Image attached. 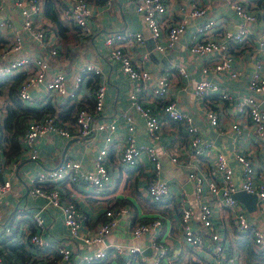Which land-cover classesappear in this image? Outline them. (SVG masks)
<instances>
[{"label": "built area", "instance_id": "built-area-1", "mask_svg": "<svg viewBox=\"0 0 264 264\" xmlns=\"http://www.w3.org/2000/svg\"><path fill=\"white\" fill-rule=\"evenodd\" d=\"M107 7H111L114 0H99ZM253 1V0H252ZM252 1L233 0L230 7L234 16L239 20L236 30L227 29L221 19L209 16L208 6L193 3L190 8L181 9L185 16L177 22L167 17L165 0H137L134 11L141 17L148 29L151 39L158 52L171 51L192 20H198L193 25V32L188 40V51L191 54L208 56L207 64L202 68V77L192 88L195 97L216 95L221 101L233 104L235 113L243 114L254 128V141L260 149L261 169L257 170L251 157L243 152L226 153L213 148L205 141L192 115L179 108L172 101H164L170 86L171 71L164 69L158 74L154 83H151V73L140 68L123 48L126 41L134 40L141 43L140 32H114L105 37V45L110 46L109 58L119 65L120 72L130 81L127 99L134 111L128 113H113L109 118L103 116L105 84L100 79L99 66L91 63L82 65L77 72L69 74L64 70L50 72L48 59L57 54L58 46L50 43L46 38L43 21V3L40 0H10L11 13H15L20 24L19 33L9 14L5 13L0 0V78L20 75L21 81L16 88L17 99L25 106L34 108L35 98L32 94L37 88L46 94V102H50L54 109H60L57 97L67 100L78 99L88 106L77 108L68 118L62 119L57 113H44L38 119L29 120L19 138V153L13 160L7 161L0 149V173L9 166L11 173L17 169L19 158L26 154L28 159L35 161L37 151L33 148L36 139L55 135L66 140L93 139L102 135V145L95 152L89 169L74 159H64L56 168L41 172L31 180L29 193L32 196L43 198L46 203L37 211L28 215L23 214L25 209H16V212L0 225V264H18L7 261L14 256L12 247H21L32 255L26 264H70L73 255V245L80 243L84 247L93 248L91 253L81 256L82 264H97L100 261L117 258L108 253L104 243L107 237L116 229L118 220L129 214V207L115 206L105 210L104 217L95 229L88 233L82 228L85 216L79 212L74 201L62 199L63 187L72 184H88L92 192H101L108 188L112 178V169L108 164L109 147L117 148V163L121 168L135 167L139 158L146 155L153 169V177L146 184V194L151 202L158 203L171 198V190L167 181L159 179L162 170V154L150 145H137L134 131L136 119L141 120L144 130L152 143H158L164 122L182 124L184 127L183 144L194 157H200L213 149L214 177L206 176L191 170L186 174L192 184L191 195H182L179 198L180 224L184 243L196 253L207 251L213 258L212 264H236L237 253L224 238V218L217 219L208 199L218 200L223 217L232 219L234 232L238 238L249 240L257 251L264 254V186L261 184L264 177V113L259 109L264 102V70L260 59L253 60L252 70L247 80L248 94L233 98L224 87L208 78V74H218L232 79L239 76L234 69L232 48H243L251 43L249 24L257 19L252 10ZM65 18L77 29L79 41L83 42L92 35L89 17L92 15L87 0H65ZM27 38L41 50L50 49L45 55L36 52V57L20 54L23 43ZM256 43L264 50V30L255 38ZM33 68V69H32ZM183 78H187L184 67L180 64L174 67ZM161 102L158 106L155 102ZM4 109H0V121L4 118ZM210 126L219 123L218 115L208 108L205 113ZM121 121L127 134L121 144L116 142L114 132L116 122ZM236 136H240L238 125L231 126ZM24 152V153H23ZM172 163L177 162L176 156H170ZM6 165V166H5ZM107 186V187H106ZM110 188V187H109ZM11 191L9 178L0 181V197ZM239 191L257 195L254 212L233 198ZM243 205V206H242ZM60 210L63 224L68 230L67 239H46L45 225L41 212L46 207ZM22 210V211H19ZM254 213V214H253ZM2 212L0 209V218ZM25 219L26 227L17 228L18 221ZM198 222L201 231L193 227L192 222ZM31 224L32 227H29ZM161 226L159 219L147 223L137 222L131 227V237L138 239L149 234L150 248L153 256L150 261L141 256V264H166L168 245L164 239H158L155 234ZM114 250L119 253L132 255L141 253L136 246L115 245ZM56 251L59 257L51 259L47 254ZM21 264V263H20Z\"/></svg>", "mask_w": 264, "mask_h": 264}, {"label": "crops", "instance_id": "crops-1", "mask_svg": "<svg viewBox=\"0 0 264 264\" xmlns=\"http://www.w3.org/2000/svg\"><path fill=\"white\" fill-rule=\"evenodd\" d=\"M43 21L45 25L46 38L50 43L58 46L57 54L48 59L50 72L64 70L69 74L68 81H71L72 73L84 64L91 63L99 66L101 70L100 79L104 82L106 93L104 98L103 116L109 118L116 111L134 115V111L127 99L130 88V81L119 70V65L113 63L109 58L110 46L105 45V37L114 32H140L143 40L141 43L134 40L126 41L123 48L130 55L131 60L140 68L151 73V83L164 69L171 71L170 86L164 101H172L179 108L189 112L193 121L197 125L205 141L213 148L226 153L243 152L251 157L258 171L261 169L260 149L254 141L255 133L253 126L243 114H236L233 104L221 101L216 95H206L202 98L195 97L192 91L193 85L201 79V70L206 66L208 56L191 54L188 51V40L193 32V25L198 20H192L187 26V31L179 39L175 47L168 52H158L155 43L151 39L148 29L145 27L141 17L134 11L137 0H114L111 7H107L99 0H87L92 15L89 17L92 35L85 41H79L77 29L64 15L65 0L55 2L59 10L63 31L60 32L44 13ZM233 0H165L167 7V17L171 21H178L185 13L181 9L187 10L194 3L201 6H208L209 16L214 19H221L227 29L236 30L239 20L234 16L230 7ZM252 1V0H248ZM5 13L12 18L15 29L21 33L19 20L15 13H11L12 4L10 0H1ZM252 10L257 14L254 23L249 24L251 43L243 48H232L234 57V69L239 72L236 79L218 74H208V78L216 81L233 97L238 98L248 94L247 80L252 70L253 60L260 59L264 70V50L256 43V36L264 30V0H253ZM23 48L20 54L29 57H36V52L45 55L50 49L41 50L34 43L24 38ZM1 41V39H0ZM2 43V42H1ZM2 45V44H1ZM182 65L187 73V78L181 77L174 69L176 65ZM33 69V68H32ZM13 77V76H11ZM9 78V77H7ZM35 98L34 109L43 110L45 107L53 108L50 102H46V94L42 89L37 88L32 91ZM60 109H54L59 115L62 111L73 114L77 106H88L78 99L67 100L57 97ZM163 102V101H161ZM160 101L155 102L160 106ZM7 101L4 94L0 93V109H4L2 117L5 116ZM77 107V108H76ZM211 108L218 115V125L212 127L205 117L206 110ZM70 115V116H71ZM117 129L114 138L118 144L123 143L126 137V128L121 121L116 122ZM233 124L241 129L240 136H236L235 130L231 128ZM134 137L137 145H150L162 154L163 167L159 174V179L168 182L172 192L171 198L153 203L146 194V184L153 177V169L146 155H142L135 167L121 168L117 163L116 146L109 147L108 164L112 169V178L108 188L101 192H92L88 184H72L63 187L62 199L74 201L80 213L85 216L82 228L91 233L97 224L105 219L104 212L115 206L129 207V214L122 216L118 220L116 229L107 237L104 246L108 253L114 255L117 260L109 258L97 264H141V256L147 261L153 256L150 248V235L146 234L138 239L131 237V227L137 222L151 221L159 219L161 226L155 233L158 239H164L168 245V258L166 264H212L213 258L207 251L194 253L190 247L184 243L178 201L182 195H191L192 184L187 180L186 174L195 170L206 176L214 177V155L213 149L204 153L200 157H194L189 153V149L183 144L185 134L182 124L164 122L161 138L158 143H152L144 130L141 120L136 119ZM102 135L98 134L93 139L66 140L55 135H46L36 139L33 148L37 151L38 158L35 161L28 159L26 154L20 156L16 170L11 173L10 167L6 166L0 173V181L9 178L11 181V191L4 197H0V209L2 217L0 225L8 221L16 212V209H25L23 214L29 216L44 206L46 201L29 193L32 178L41 172H46L56 168L64 159H74L82 164L85 169H89L93 156L102 145ZM67 147V148H66ZM66 148V149H65ZM24 153V152H23ZM170 156H176L177 162L172 163ZM261 184L264 186V177ZM106 186V187H107ZM110 187V188H109ZM205 199L211 203L214 216L217 219L224 218V238L231 247L236 249V264H264V254L257 251L249 240L243 241L234 232L232 219L223 217L218 200L213 199L206 192ZM243 206V205H242ZM22 211V210H19ZM254 214V213H253ZM41 216L45 225V238L67 239L68 230L63 224V217L60 210L53 207H46ZM25 219L18 221L17 228H25ZM193 227L201 231L199 223L192 222ZM29 227H32L29 224ZM115 245L136 246L141 253L128 255L119 254L114 250ZM98 247L88 248L80 243L73 245V255L70 264H82L81 256L91 253ZM55 250L47 255L53 259ZM25 255L31 254L25 252Z\"/></svg>", "mask_w": 264, "mask_h": 264}, {"label": "trees", "instance_id": "trees-1", "mask_svg": "<svg viewBox=\"0 0 264 264\" xmlns=\"http://www.w3.org/2000/svg\"><path fill=\"white\" fill-rule=\"evenodd\" d=\"M55 2H58L57 5L59 6L60 0H44V13L45 16L54 23L55 27L62 32L64 28L59 18V10L55 6ZM1 44L0 41V46ZM20 81V75L0 78V93L4 94L7 101L5 116L0 121V149L7 161L13 160V157L19 153V138L22 136L29 120L38 119L44 113H56L54 108L45 107L43 110H40L22 104L16 96V88ZM77 107L80 108L82 106L78 105ZM70 115L71 114L68 115L66 111H62L59 114L62 119H66L70 117ZM147 222L150 221H143V223ZM11 251L14 253V256L7 261L11 263L16 262L18 264H26L28 262L27 260L30 256L25 255V251L21 247H12ZM58 257V253L55 252L53 260H56Z\"/></svg>", "mask_w": 264, "mask_h": 264}, {"label": "water", "instance_id": "water-1", "mask_svg": "<svg viewBox=\"0 0 264 264\" xmlns=\"http://www.w3.org/2000/svg\"><path fill=\"white\" fill-rule=\"evenodd\" d=\"M259 109L264 113V102L260 104ZM71 141L72 140H70L69 142ZM233 198L236 201L242 203L249 212H254L257 202V195L247 194L244 191H239L233 195Z\"/></svg>", "mask_w": 264, "mask_h": 264}]
</instances>
